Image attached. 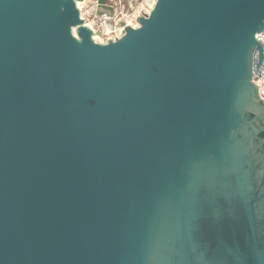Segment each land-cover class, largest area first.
I'll use <instances>...</instances> for the list:
<instances>
[{"label":"water","instance_id":"1","mask_svg":"<svg viewBox=\"0 0 264 264\" xmlns=\"http://www.w3.org/2000/svg\"><path fill=\"white\" fill-rule=\"evenodd\" d=\"M85 1L0 0V264H264V0Z\"/></svg>","mask_w":264,"mask_h":264},{"label":"rangeland","instance_id":"2","mask_svg":"<svg viewBox=\"0 0 264 264\" xmlns=\"http://www.w3.org/2000/svg\"><path fill=\"white\" fill-rule=\"evenodd\" d=\"M152 4H153L152 0H132V4L129 2H126L124 4L125 5L124 7L119 5L117 6V11H115V15L113 16V19L107 22V24L104 26L102 25V22L100 20L95 19V15L93 14V9L95 7V1L93 0L85 1L84 3H82L83 8L81 9L83 12L82 16L83 18H85L87 24H91L95 28V31H96L95 37H97L95 39L96 40L98 39L97 42L105 43L107 42L108 39L116 38L117 36H119L120 33L118 30H119V25L121 21L128 22L129 20L133 19L135 22L136 20L134 16L135 13L141 12V11L142 13H144L146 10H151V8L149 7H151ZM108 29L111 30V33H108Z\"/></svg>","mask_w":264,"mask_h":264},{"label":"built area","instance_id":"3","mask_svg":"<svg viewBox=\"0 0 264 264\" xmlns=\"http://www.w3.org/2000/svg\"><path fill=\"white\" fill-rule=\"evenodd\" d=\"M126 2H129V3L132 4V0H109L107 3L110 4V5H113L115 7V11H117V6L121 5V6L124 7L125 6L124 4ZM96 4H97V2L95 1V7L93 9V14L95 15V19L100 20L102 22V25L104 26V25L107 24V22L111 21L113 19V17H109L107 15L98 16L96 14ZM93 23H95V22H93ZM126 23H128V22H126ZM135 23H136L137 26H139V23L137 21V18L135 20ZM89 25L95 30V28L91 24H89ZM122 30H123V28L119 25V33H120L119 36H121ZM258 38H259V41H261L264 44V32L263 33H260L259 36H258ZM256 78L257 79H256L255 82L257 83V85H260L259 87H260V90H261V94H262V96L264 98V68H263V71H262V76H259V75L256 74Z\"/></svg>","mask_w":264,"mask_h":264},{"label":"bare ground","instance_id":"4","mask_svg":"<svg viewBox=\"0 0 264 264\" xmlns=\"http://www.w3.org/2000/svg\"><path fill=\"white\" fill-rule=\"evenodd\" d=\"M152 1H153V4H152L151 7H149V8H153V7H154L155 0H152ZM80 7L83 8L82 4H80ZM142 8H143V6H142ZM150 11H151V10H146L145 12H146V13H148V12L150 13ZM145 12H144V13H145ZM82 13H83V12H82ZM139 14H143L142 11H141V12H136L135 15H134L135 18H137ZM91 20H92V19H91ZM128 24H129V25H133V26H135V27L137 26L133 19H132V20H129V21H128ZM106 30H107V28H106ZM115 30H116V29H115ZM115 30H114V31H115ZM112 31H113V30H112ZM118 31H119V30H118ZM108 33H111V30H110V29H108ZM115 37H116V36H115ZM95 38H97V37H95ZM97 40H98V39H97Z\"/></svg>","mask_w":264,"mask_h":264}]
</instances>
